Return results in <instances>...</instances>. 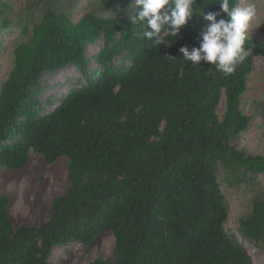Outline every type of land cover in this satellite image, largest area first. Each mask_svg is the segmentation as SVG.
Here are the masks:
<instances>
[{"label": "trees", "instance_id": "1", "mask_svg": "<svg viewBox=\"0 0 264 264\" xmlns=\"http://www.w3.org/2000/svg\"><path fill=\"white\" fill-rule=\"evenodd\" d=\"M76 1H31L25 19H12V6L0 0V50L3 34L20 35L0 88V169L24 168L31 151L47 164L66 157L69 182L38 226L15 227L10 198L0 194V264H52L54 248L88 246L104 232L114 238L116 264H251L225 228L220 181L264 183V156L235 145L250 122L240 105L260 52L256 40L247 38L248 57L225 76L179 52L199 46L206 24L199 14L219 12V0H195L180 34L156 46L130 18L86 12L74 21ZM239 1L229 0V9ZM99 2L135 16L131 0ZM63 68L82 78L66 94L42 99V77ZM259 105L264 116V96ZM240 233L263 247L264 193L252 198Z\"/></svg>", "mask_w": 264, "mask_h": 264}, {"label": "rangeland", "instance_id": "2", "mask_svg": "<svg viewBox=\"0 0 264 264\" xmlns=\"http://www.w3.org/2000/svg\"><path fill=\"white\" fill-rule=\"evenodd\" d=\"M12 6L11 18L25 19V7L35 0H1ZM240 3V1H239ZM238 3V4H239ZM257 15L250 22L248 38L256 40L259 54L252 57V71L247 77L246 92L242 96L241 108L250 118L245 131L235 140L237 148L253 155L264 156V116L260 111V100L264 96V0H255ZM114 9V8H112ZM86 12H95L107 18L129 19L132 11L127 9L119 12L116 9L108 11L101 7L99 0H77L72 11V19L77 21ZM19 31L10 30L3 34L0 50V88L7 78L11 68V53L18 43ZM99 44L88 46L87 54L92 55L99 50ZM82 76L73 68H63L53 76H44L42 81L48 86L42 99L49 95L66 94L70 88L77 85ZM220 102L218 112H223ZM66 157L59 158L52 164H47L37 153L30 152L27 165L18 170L0 169V194L10 198L9 213L15 227L22 225L38 226L49 218L51 202L63 195L69 185L67 178ZM219 178H223L222 172ZM264 182V177H260ZM220 189L229 207V217L225 228L232 239L243 245L251 258V264H264V243L262 248L246 240L240 233V222L251 210V200L254 196L264 193V183L254 185H229L220 181ZM114 238L110 232L102 233L90 245L82 246L71 243L53 249L49 258L52 264H88L96 258L108 260V264H116L113 257Z\"/></svg>", "mask_w": 264, "mask_h": 264}, {"label": "clouds", "instance_id": "3", "mask_svg": "<svg viewBox=\"0 0 264 264\" xmlns=\"http://www.w3.org/2000/svg\"><path fill=\"white\" fill-rule=\"evenodd\" d=\"M194 4L195 0H131L129 7L135 9V16L130 19L133 24L143 27V37L156 46L164 43L163 36L174 40L180 34L196 14ZM219 9V12H200L199 16L206 24L198 33L199 46L181 47L179 52L192 66L204 62L229 76L249 55L245 43L257 9L255 0H240L231 10L229 0H219ZM221 13L225 18L217 20ZM211 70L212 67L208 71Z\"/></svg>", "mask_w": 264, "mask_h": 264}]
</instances>
